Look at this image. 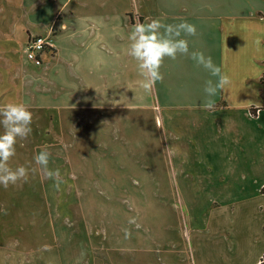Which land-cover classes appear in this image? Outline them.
<instances>
[{"label": "crops", "instance_id": "crops-1", "mask_svg": "<svg viewBox=\"0 0 264 264\" xmlns=\"http://www.w3.org/2000/svg\"><path fill=\"white\" fill-rule=\"evenodd\" d=\"M73 1L29 0L30 7L52 3L59 7L39 20L42 22L33 23L31 18L41 12L37 9L41 5H35L27 21L34 27L25 21L26 25L16 23L0 30V79L11 78L12 84L20 86L19 99L39 102L48 146L79 147L78 136L91 131L93 149L127 153V147L115 140V134H125L124 117L115 115L117 112L110 116L102 113L146 100L143 91L135 96L132 90L127 91L129 83L143 79L137 62L127 54L130 34L137 23L153 18L165 24L187 21L197 28L196 36L185 37L190 51L210 55L231 78V85L218 91L215 107L207 109L205 82L215 83L217 77L187 56L166 58L161 68L164 79L156 83L151 94L166 120L168 145L162 148L159 142L149 150L162 164L201 165L208 176L218 174L212 181L222 178L221 184H201L198 174H192L189 182L180 184L188 192L183 195L203 191L208 196H231L246 178H259L263 184L256 188V195L264 196V0H75L74 7L68 9ZM38 24H42L40 31H36ZM31 36L48 38L50 50L43 54L40 67L23 58ZM13 49L17 53L14 57L9 54ZM4 93H0V104L18 92ZM140 104L146 109L147 105ZM124 116L127 140L132 117ZM70 138L76 139V145ZM258 205L252 224L257 229L259 224L260 232L264 208ZM249 216L243 213L237 219L231 207L226 224H245L238 227L247 229L246 224L255 220ZM241 238L234 243L238 245L235 254L230 251L220 257L228 264H257L264 255V245L256 240L252 251L243 246Z\"/></svg>", "mask_w": 264, "mask_h": 264}, {"label": "rangeland", "instance_id": "rangeland-1", "mask_svg": "<svg viewBox=\"0 0 264 264\" xmlns=\"http://www.w3.org/2000/svg\"><path fill=\"white\" fill-rule=\"evenodd\" d=\"M28 3L0 0V30L16 23L34 27L27 21L36 4L31 8ZM37 5H41L37 7L41 12L31 18L33 23L42 22L39 20L59 7L53 3ZM9 54L14 57L17 53L13 49ZM6 80L4 76L0 79V93L18 92L11 96L28 106L33 122L31 135L18 141L10 161L13 168L29 169L27 182L0 186V264H219L225 262L220 255L236 253L238 245L234 243L239 237L252 251L256 240L264 245V224H260V232L259 224L258 229L252 224L256 222V203L264 208V196L256 195L263 181L246 178L231 196H208L203 191L183 195L188 192L180 184L189 182L193 175L198 174L201 184H221L222 178L212 181L218 174L208 176L201 165L162 164L155 159L149 147L159 142L162 148L167 147V124L153 94L143 89L140 79L129 83L127 91L132 90L134 96L143 91L146 100L134 101L132 107L119 112L112 108L102 113L110 116L117 112L115 115L124 117L125 134H115V140L128 152L118 150L117 154L116 150L93 149L91 131L78 136L79 147L48 146L39 102L19 99L20 86L12 84L11 78ZM140 103L147 105L146 109ZM125 113L132 117L127 140ZM70 140L76 145V139ZM45 146L51 153L49 168H59L64 181L58 190L34 161ZM231 207L237 219L251 211L249 217L255 216V220L246 224L247 229L239 228L245 224H226ZM130 218L136 223L130 224ZM125 229L131 233L127 239Z\"/></svg>", "mask_w": 264, "mask_h": 264}, {"label": "clouds", "instance_id": "clouds-1", "mask_svg": "<svg viewBox=\"0 0 264 264\" xmlns=\"http://www.w3.org/2000/svg\"><path fill=\"white\" fill-rule=\"evenodd\" d=\"M196 35V26L187 21L165 24L161 19L153 18L148 23L135 25L129 37L131 43L127 54L137 62L139 75L143 78L141 84L146 92H151L157 82L163 81L161 68L166 58L175 60L178 56L189 57L198 67L217 77L215 83L208 80L204 87V106L211 110L215 107L214 97L218 91L231 85V78L222 72V67L216 65L210 55L206 56L202 51H190L189 41L185 37ZM32 122L33 113L23 102L9 99L0 104V186L4 188L21 181L27 182L29 178L28 168H13L10 161L16 155L18 141L27 140L31 135ZM50 157L51 153L45 146L35 155L34 161L41 167L45 177L54 181L53 186L58 190L64 181L59 168H49ZM129 223L135 224V218H130ZM124 232L125 238H129L130 231L125 229Z\"/></svg>", "mask_w": 264, "mask_h": 264}, {"label": "built area", "instance_id": "built-area-1", "mask_svg": "<svg viewBox=\"0 0 264 264\" xmlns=\"http://www.w3.org/2000/svg\"><path fill=\"white\" fill-rule=\"evenodd\" d=\"M47 47H49L48 38L42 36L29 37L24 50L25 59L35 67L41 66L43 54ZM257 264H264V255Z\"/></svg>", "mask_w": 264, "mask_h": 264}, {"label": "trees", "instance_id": "trees-1", "mask_svg": "<svg viewBox=\"0 0 264 264\" xmlns=\"http://www.w3.org/2000/svg\"><path fill=\"white\" fill-rule=\"evenodd\" d=\"M47 49H49V48L47 47V48H46V51H47ZM49 50H50V49H49ZM46 51H45V52H46Z\"/></svg>", "mask_w": 264, "mask_h": 264}]
</instances>
